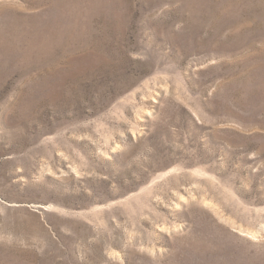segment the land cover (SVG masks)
I'll return each mask as SVG.
<instances>
[{"label":"rangeland","instance_id":"rangeland-1","mask_svg":"<svg viewBox=\"0 0 264 264\" xmlns=\"http://www.w3.org/2000/svg\"><path fill=\"white\" fill-rule=\"evenodd\" d=\"M0 264H264V0H0Z\"/></svg>","mask_w":264,"mask_h":264}]
</instances>
